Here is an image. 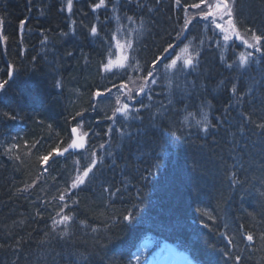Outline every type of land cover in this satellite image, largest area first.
<instances>
[{"label": "trees", "instance_id": "trees-1", "mask_svg": "<svg viewBox=\"0 0 264 264\" xmlns=\"http://www.w3.org/2000/svg\"><path fill=\"white\" fill-rule=\"evenodd\" d=\"M105 1L73 0L69 14L67 0H0V264H135L148 233L201 264H264V39L240 67V46L199 20L178 42L201 0ZM233 16L264 36V0H234ZM124 27L129 61L105 71ZM188 40L194 64L165 73ZM155 70L128 117L108 119L120 88ZM73 128L88 133L81 150Z\"/></svg>", "mask_w": 264, "mask_h": 264}, {"label": "snow or ice", "instance_id": "snow-or-ice-1", "mask_svg": "<svg viewBox=\"0 0 264 264\" xmlns=\"http://www.w3.org/2000/svg\"><path fill=\"white\" fill-rule=\"evenodd\" d=\"M175 3L179 7L181 5V0H175ZM201 3H206L207 4V11L201 9L197 13V15H200L205 20H207L208 17H210V16L213 17L212 23H215L216 28H220L222 31H224V29H223L221 24L216 23V17L218 16L219 19L223 20L224 17L226 16L227 17L226 23L228 25H230L231 32L233 34H235L239 38V30L237 28V24L234 22L233 7H232V5L230 3V0H214V2H209V0H201ZM104 5H105V0H99V3H95L93 5V10L99 9V8H101ZM72 6H73V0H67V9L69 11H71ZM190 7H193V8H196V9H200V4L199 3H194V4L190 5ZM117 19H119V18L117 17ZM128 19L131 20L132 18L128 17ZM188 23H190V21L186 20L184 25H181V31L177 32V39H179L182 36L183 30H184V28H186ZM90 31H91V33L93 35H97L98 34L97 27H95V26H92L90 28ZM3 39L7 40V37H4ZM223 39L225 41L229 40L230 39V35L225 34L223 36ZM262 39H264V36L256 35L253 32L252 35H251V40L253 42L249 43L247 40H245L244 43L246 44V46L248 48H255L256 52H261V41H262ZM128 46L131 47V44H129ZM171 47H172V45L169 44L167 48L163 49V51L167 52L168 48H171ZM181 51H182V53L187 54L188 53V46L186 45ZM252 55L253 54L251 52H249L247 54L241 53L240 57H239L240 64L244 65V64L248 63L249 62V58L252 57ZM124 59L126 60L127 57H124ZM180 59H181V57H179V56L176 59H171L170 64L166 65V67H168V68H176L177 67V61L180 60ZM194 59H195V57L193 55H190V54L187 55V58L183 59V66L184 67H188V66L193 65ZM112 66H113L112 62L109 61L107 64L104 65V68H105L106 71H109V70H111ZM119 66L123 67L124 65H123V63H121ZM153 66H155V62H154ZM152 76H153V73L151 71H149L148 72V77H152ZM145 80L147 81V77H145ZM151 82L153 84H155L157 81H156L155 78H153ZM4 83H7V81H5ZM4 83H0V88L4 87ZM144 88H145V85H141L140 89H139V92H137V95H139L140 92H143ZM235 90H236L235 86H233V91L235 92ZM97 96H100V93H97ZM128 99H130V100L134 99V97L131 95V89H129ZM116 102L120 103L119 97H117ZM116 113H122L125 116V118H127L128 117V105L124 104L122 107L115 108L113 110V116L107 117V118L108 119L114 118ZM77 115H80V113H77ZM205 119H206V116H205ZM199 123H200V121H197V124H199ZM204 130L205 131L207 130V125L204 126ZM72 132H76V129L73 128ZM83 135L87 136L88 133L84 132ZM172 135H175V133H172ZM69 147L70 148H78V149L84 148V143L83 142L76 143L75 141H73L69 145ZM100 147L103 148L104 147L103 144H101ZM64 151L66 152V151H68V149L66 148ZM93 155H95V153H93ZM109 155H111V153H109ZM41 160L45 164H47V162L49 160V156H47V155L43 156V157H41ZM92 164H93V166H95L96 161L93 160ZM44 170L46 171V169H44ZM92 171H93L92 167H85L83 172L76 176L75 180L71 184V188L75 189L79 185L84 184L86 179L89 178V174L92 173ZM26 187H30V185H27ZM59 199L61 201H63L65 199L64 194H61L59 196ZM129 218H130L129 216H125V219H129ZM69 219H70L69 216L62 215L61 219L59 221H54V224L66 223ZM46 235H47V233H46ZM247 240L248 241H252L253 240V236L251 234L247 235ZM236 259L239 260L240 257L237 256Z\"/></svg>", "mask_w": 264, "mask_h": 264}, {"label": "rangeland", "instance_id": "rangeland-1", "mask_svg": "<svg viewBox=\"0 0 264 264\" xmlns=\"http://www.w3.org/2000/svg\"><path fill=\"white\" fill-rule=\"evenodd\" d=\"M209 2H214V0H209ZM233 2L234 0H230V3L231 5H233ZM104 10H106V5H104L102 7ZM205 10L207 11V4L206 3H202L200 5V9H193L192 11L188 12L187 13V20L192 22L194 20H197V19H200L201 20V23L202 25L205 27V30H209V32H211L212 36L215 37V41H218V43L222 44L223 47L225 48H228L230 44L232 43H237L238 46H240V51L239 53L236 54V63L238 66L240 67H244L246 64L244 65H241L240 64V60H239V57H240V54L241 53H249L251 52L253 55L252 57H255L256 56V50L255 48H248L246 46V44L244 43L245 40H247L249 43H252L253 41L251 40V38H248V37H245L244 35H242L240 32H239V38L233 34L231 32V27L230 25H228L226 23L227 21V17L225 16L223 20L219 19V17L217 16L216 17V23H219L222 25L224 31H222L220 28H216V25L215 23H212V20H213V17H208L207 20L203 19L200 15H197V13L201 10ZM66 11V10H65ZM117 17L119 18L120 16H115V18L117 19ZM126 30V27L122 28L121 31L119 30V34L117 36H119L116 41H115V44H116V49H117V56L116 58L110 60L113 64L111 70L109 71H114V70H118V69H121L123 68L128 59H129V56H130V53H131V47H129L128 45L131 44L132 42L131 41H128L127 39L124 40V36L122 35L124 33V31ZM184 33V32H183ZM227 34V35H230V39L225 41L223 39V36ZM0 38L3 42V38H2V34H1V29H0ZM183 38V34L182 36L180 37L179 41L180 42ZM183 46L181 47H178L176 50L174 48H171L168 52H167V62L162 64V66L164 67V72L165 73H168L170 71H174L178 68H191V66H188V67H184L183 66V59L184 58H187V55H193L195 57V51L193 52V50L191 49V41L188 40V43H183L182 44ZM188 46V53L187 54H184L182 53V49L185 47V46ZM175 50V51H174ZM181 57L180 60L177 61V67L176 68H168L166 67V65L170 64L171 62V59H176L177 57ZM124 57H127V59L125 60ZM250 57L249 60L252 58ZM123 63V67H120L119 65ZM194 64V62H193ZM106 71V70H105ZM156 75V70L155 72L153 73V76L148 79L147 81H137V82H134L132 84H129L128 86L125 85L123 86L122 88H120V91L119 93H117V95L119 96V100H120V103H117V107H122L123 104H127L128 105V112L132 111L133 107L131 106V104L127 103V102H133V99H128V95H129V89H131V95L135 98L137 95V92H139V89H140V86L141 85H145V88H144V91L143 92H140L139 95H143L145 92H147L149 90V87L150 85H153V83L151 82L153 78H155L157 80V77L155 76ZM0 91H1V88H0ZM0 95H1V92H0ZM138 96V95H137ZM116 114H119V113H116ZM120 115L124 116L122 113H120ZM74 141L76 143H80V142H83L84 143V147H85V144H86V136L83 135V133L79 130H77L75 132V139ZM72 149H78V148H71ZM80 149H83V148H80ZM68 222V221H67Z\"/></svg>", "mask_w": 264, "mask_h": 264}, {"label": "bare ground", "instance_id": "bare-ground-1", "mask_svg": "<svg viewBox=\"0 0 264 264\" xmlns=\"http://www.w3.org/2000/svg\"><path fill=\"white\" fill-rule=\"evenodd\" d=\"M80 170H81V169H79V170L77 171L78 174L80 173Z\"/></svg>", "mask_w": 264, "mask_h": 264}]
</instances>
